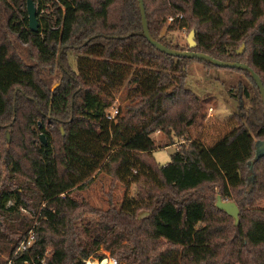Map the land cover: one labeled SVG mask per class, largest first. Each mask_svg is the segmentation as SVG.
<instances>
[{
  "label": "trees",
  "instance_id": "trees-1",
  "mask_svg": "<svg viewBox=\"0 0 264 264\" xmlns=\"http://www.w3.org/2000/svg\"><path fill=\"white\" fill-rule=\"evenodd\" d=\"M20 1L26 9L15 20L7 0H0V163L21 177L0 186V214L15 216L0 224V252H9L0 264L33 228L34 218L22 217L21 207L38 216L36 241L11 264L82 263L101 247L126 264H264V208H252L264 186V170L257 174L264 162L257 153L264 141V103L253 77L227 68L244 73L254 87L251 95L245 86L251 106L245 109L238 99L237 126L224 140L206 145L189 137L162 165L153 157L158 146L151 135L158 130L170 138L163 148L206 118V100L186 85L189 63L218 66L153 46L142 35L139 0H39L36 32L29 27L27 0ZM49 3L51 13L45 12ZM144 3L159 42L187 50L161 31L168 14L173 30L187 25L190 12L203 26L196 28L193 50L247 63L264 83V0ZM5 27L19 45L8 41ZM124 87L129 101L110 120L108 108ZM7 129L14 131L12 141L3 139ZM232 165L241 180L231 183L225 170ZM101 173L144 188L119 208L96 210L72 193ZM246 181L254 185L250 193L240 192ZM216 187L240 209L233 234L219 227L220 215L235 218L217 207ZM81 209L98 217L85 223ZM143 210L147 214L139 218Z\"/></svg>",
  "mask_w": 264,
  "mask_h": 264
},
{
  "label": "rangeland",
  "instance_id": "rangeland-1",
  "mask_svg": "<svg viewBox=\"0 0 264 264\" xmlns=\"http://www.w3.org/2000/svg\"><path fill=\"white\" fill-rule=\"evenodd\" d=\"M35 1L38 10L39 0ZM7 2L10 9L8 11V16L14 15L16 18L15 20H19V18L21 19L24 16V10L26 9L25 5L20 3V0H18L19 3L15 0H7ZM49 4V7L45 6V12L51 13L52 7H50L51 3ZM154 8L155 7L153 5H149V9L151 11ZM170 16L171 14L167 15L166 22L164 23L161 34H163L166 37V40L170 41L173 45H176L182 49H188L189 46L187 37L190 30L192 28L202 29L203 26L198 24L196 20L191 18L189 12L187 15L188 17L186 18L187 25L185 27L177 26L175 29L169 30L168 27L170 25ZM261 20L264 21V17ZM4 31H7V39L9 38L11 40V44L14 43L16 45H19L17 36L12 33L9 28L5 27ZM21 44L25 51L28 52L29 50H31L27 49L29 48V46H27L26 44ZM245 48V44H242L240 46L241 50H244ZM250 50L251 48L247 47L246 57L249 54ZM23 55L25 56V53H23ZM28 62L33 63V61H29V57ZM76 64V57L72 56L71 65H73V67L75 68ZM186 77L187 87L192 89L200 98L206 100L204 104V112H206V118L201 125H196L189 128V136L175 137L174 141L176 142L175 144L177 147L174 145L162 148L163 144L170 142V138L161 131L157 130L151 135L155 140L156 145L158 146V148L153 151V157L158 163L162 165L168 163L171 160L172 153H174L175 150L180 147V145L189 143V140L187 139L189 137H191L193 140L199 141V143H203L206 145L216 144L224 140L226 135L229 134L237 126L236 114L237 112H239L240 102L238 99L241 96L243 104L245 105V109L251 106L250 99L246 97L244 89L245 86H247L249 88V92H251L252 95L254 86L251 80L247 78V76L242 72L227 68L210 67L201 62L192 61L188 65ZM50 80V86H53L52 84H55L56 80L55 78ZM240 82H242V84ZM126 88L127 87L122 88L121 91L116 94L112 106L108 108V110H110L113 106L119 107L124 106L128 103L129 100L127 98ZM17 92L18 89L15 93L17 94ZM4 135H7V137L9 136L10 141H12L13 138L15 139V134L12 129H7L5 132H3V139L5 140ZM257 152L258 154L264 153V141L259 143ZM0 165V186L3 184H12V181L15 177L17 179H21L19 175L11 172L10 167L8 169V167L3 164V161L0 163ZM263 170L264 162H262V164L260 165L257 174L259 176H263ZM225 172L229 182L232 183L233 181L241 180V175L235 166H229L225 170ZM252 186L254 185H251L246 181V184L242 186L240 192L250 193L253 188ZM142 188H144V185L142 184L133 183L127 185L119 181L113 174L101 173L100 175L95 177L85 189L74 190L72 195L77 197L80 201L88 203L90 207L96 210L105 211L110 208H119L126 196H129V198L136 197L138 191L142 190ZM259 190L256 191L257 195L255 196L254 206L252 207L254 209L264 208V186H260ZM220 191L221 190L216 187L215 192L217 194V197L218 195H220ZM215 201L217 203V198ZM226 201L235 200L228 199ZM13 202L14 199L10 200L7 204V208L12 206L14 204ZM42 206H44V204ZM21 208L20 212L22 213V217L26 216L27 218H34L33 223L32 221H30V224H32V227L36 225L38 216L34 215L33 211L29 208L25 207L24 209H26V211H23ZM39 209L40 208L38 205V210ZM85 210L88 209H81L80 212L82 213L79 214V216H81V218L83 219V222L87 223L90 221H94L98 217V214ZM84 211L85 213L83 214ZM146 214L147 211L143 210L139 212L138 216L140 218ZM11 217L15 216L14 214H10V211H7L6 215L0 214V224L4 225L8 221L10 222ZM219 218L222 219L220 220L219 227L225 228L228 232H230V234H233L235 220H233L231 217H225L224 215H220ZM50 250L51 248H49V251ZM8 253V251L0 252L1 258L5 260L8 257ZM101 254L105 255L103 258H116L115 255H113L109 250H106L104 247H101L98 251H96V253H94L91 258L95 260L100 259ZM120 262L121 264H126L125 262Z\"/></svg>",
  "mask_w": 264,
  "mask_h": 264
},
{
  "label": "water",
  "instance_id": "water-1",
  "mask_svg": "<svg viewBox=\"0 0 264 264\" xmlns=\"http://www.w3.org/2000/svg\"><path fill=\"white\" fill-rule=\"evenodd\" d=\"M139 7L141 11V16H142V26H143V32L142 35L147 38V40L156 48H158L160 51L172 55V56H182V57H188V58H197L199 60H203L206 62H209L211 64H214L218 67L222 68H238L247 71L255 80L257 83V86L259 88L261 98L264 103V83L261 78V76L247 63L244 62H238V61H228V60H222L219 58H215L211 56L210 54L204 53V52H198L193 50L197 46V29L192 28L188 34L187 37V42L189 49L187 50H179L176 48H171L166 46L165 44L159 42L156 38H154L150 32L149 29V22L147 18V13H146V7L144 0H139ZM27 13H28V18H29V27L31 31L36 32L39 30L40 22L38 18V10L36 6V1L35 0H27ZM243 51V50H242ZM41 139L43 140L44 143H47L46 140V135L41 134ZM8 140H10V137L8 136ZM259 145V144H258ZM257 145V148H258ZM258 153V152H257ZM264 154V153H261ZM217 207L220 209L225 210L229 215H232L235 218V223H239V212L240 209L236 202L234 201H226L222 198L221 195H218L217 197Z\"/></svg>",
  "mask_w": 264,
  "mask_h": 264
},
{
  "label": "built area",
  "instance_id": "built-area-1",
  "mask_svg": "<svg viewBox=\"0 0 264 264\" xmlns=\"http://www.w3.org/2000/svg\"><path fill=\"white\" fill-rule=\"evenodd\" d=\"M177 16L178 17H182L181 14H178ZM173 20H174V17L171 16L169 18V21L171 22ZM118 112H119L118 107L113 106L110 110L107 111V118L110 119V120L115 119V117L118 114ZM42 208H43V206H42ZM21 209L23 211H26V209H24V208H21ZM34 227H35V225L22 238V240L20 241L18 247L15 249L12 257L8 260L7 264L13 263L16 257H18L21 254H23L24 252L28 251L33 246V244L36 241V232H35ZM25 263L29 264L28 261H25ZM74 264H121V262L118 259H116V258H109L108 257V258H100V259H97V260L92 259V258H88V259H85L82 263H74Z\"/></svg>",
  "mask_w": 264,
  "mask_h": 264
},
{
  "label": "crops",
  "instance_id": "crops-1",
  "mask_svg": "<svg viewBox=\"0 0 264 264\" xmlns=\"http://www.w3.org/2000/svg\"><path fill=\"white\" fill-rule=\"evenodd\" d=\"M174 145L176 146V144H172V145H168V146H174ZM168 146H166V147H168ZM176 147H177V146H176Z\"/></svg>",
  "mask_w": 264,
  "mask_h": 264
}]
</instances>
